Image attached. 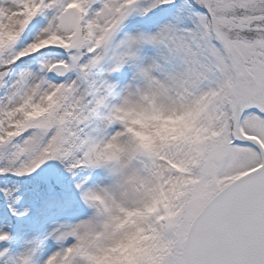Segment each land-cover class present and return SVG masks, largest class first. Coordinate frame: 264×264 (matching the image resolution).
<instances>
[{
	"label": "snow or ice",
	"instance_id": "obj_1",
	"mask_svg": "<svg viewBox=\"0 0 264 264\" xmlns=\"http://www.w3.org/2000/svg\"><path fill=\"white\" fill-rule=\"evenodd\" d=\"M0 264H264V0H0Z\"/></svg>",
	"mask_w": 264,
	"mask_h": 264
}]
</instances>
